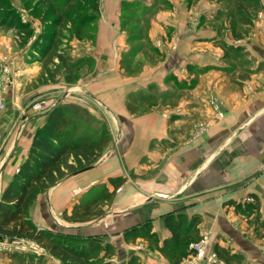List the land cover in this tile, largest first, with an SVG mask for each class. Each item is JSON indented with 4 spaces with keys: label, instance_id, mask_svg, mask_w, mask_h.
<instances>
[{
    "label": "crops",
    "instance_id": "1",
    "mask_svg": "<svg viewBox=\"0 0 264 264\" xmlns=\"http://www.w3.org/2000/svg\"><path fill=\"white\" fill-rule=\"evenodd\" d=\"M120 1L100 0L93 41L70 42L73 55L94 59L92 71L75 84L38 83L40 62L26 53L33 36L25 52L12 54L14 31L7 39L0 36L7 47L0 58L10 60L9 72L0 77V144L10 143L0 158V191L44 123V112H32L31 105L76 104L106 124L110 143L90 169L68 175L38 196L30 211L34 225L99 237L110 246L108 264H170L162 247L171 237L164 222L171 214L185 219L184 228L193 222L199 237L210 233L209 251L217 244L240 255V264H264V0L241 40L206 21L198 23L201 16L211 18L219 3L198 0L188 6L186 0H168L171 7L158 10L148 30L162 58L131 76L119 67L126 48ZM36 26L33 20L34 32ZM221 41L241 47L242 58H223ZM172 73L191 82L176 90L166 82L163 88L178 96L176 102L168 96L144 112L127 110L128 96L148 91L153 83L160 86ZM17 143L20 151L13 156ZM98 210V215H82ZM145 222L151 239L125 238L128 229ZM0 257L9 264L5 254Z\"/></svg>",
    "mask_w": 264,
    "mask_h": 264
},
{
    "label": "trees",
    "instance_id": "2",
    "mask_svg": "<svg viewBox=\"0 0 264 264\" xmlns=\"http://www.w3.org/2000/svg\"><path fill=\"white\" fill-rule=\"evenodd\" d=\"M198 0H186L192 5ZM220 8L210 19L201 16L198 23L208 22L230 32L234 40L248 35L249 28L257 17L259 0H212ZM38 8L45 7L38 32L31 27L33 19L21 21L19 9L0 0V31H14L21 48L33 36L26 53L30 60L40 62L38 83L57 82L75 84L83 73L91 72L94 59L88 55H73L72 40L93 41L94 26L99 17V0H36ZM168 0H153V5L141 4L139 0H121L119 8L120 31L125 35L126 48L119 55V67L126 75L137 74L142 59L157 61L162 53L148 38L150 19L158 10L169 9ZM17 13L19 15H17ZM35 15V13H34ZM33 15V16H34ZM35 17V16H34ZM37 18V17H35ZM225 59L242 58L239 46L220 42ZM140 56V58H137ZM138 91L128 96L126 108L137 114L158 104V97L150 90ZM162 103L167 98H162ZM44 123L39 126L31 139L26 157L0 193V239L33 241L43 251H5L9 264H51L47 257L59 264H108L104 258L110 255L109 245L99 237H81L66 231L39 229L29 218V212L39 195L60 182L68 175L92 165L110 143L105 123L95 119L82 107L72 103H58L45 111ZM95 122V124H93ZM92 125H96L92 129ZM82 215H98L100 210ZM171 237L162 247L170 264H180L192 254L189 244L199 239L198 230L191 222L184 228L185 219L167 215L164 219ZM125 238L144 237L151 239L150 223L128 229ZM102 252V254H100ZM223 264H240L238 254L212 245L211 251ZM47 256V257H46Z\"/></svg>",
    "mask_w": 264,
    "mask_h": 264
},
{
    "label": "rangeland",
    "instance_id": "3",
    "mask_svg": "<svg viewBox=\"0 0 264 264\" xmlns=\"http://www.w3.org/2000/svg\"><path fill=\"white\" fill-rule=\"evenodd\" d=\"M6 1H7V3L10 6L14 7L15 9L16 8L19 9V11L21 12L20 13L21 16H20V18L18 16V19H21V21H23V22L26 21L27 22V21H29L31 19L35 20L37 26H36V30H35L34 33L38 32L39 27H40V24H41V20L43 19V16L46 13L45 7L38 8V4H37L36 0H6ZM139 1L141 2V4H145L147 6L148 5H153V0H139ZM99 5H100V0H99ZM156 12H158V11H156ZM34 13H35V15H34ZM155 13L151 17V19L154 17ZM17 15H19V14L17 13ZM33 15L35 17H37V18H35ZM151 19H150V22H151ZM208 19H210V18H208ZM8 32L9 31H0V36H2L5 39H7L8 38L7 37L8 35H6V34H8ZM12 35H16L15 32H13L12 34H10L9 35L10 36L9 38L12 39V41L15 40L16 43H12V48H14V50L11 51V54L13 52H16V51H19V50L21 52H25L26 48H21L18 45L17 39L14 38V37H12ZM2 37H0V50L2 49V50L7 51L6 44H5L4 40L2 39ZM170 47H171V45H170ZM170 49L172 50V47ZM6 55H8V54L6 53ZM137 58H140V56H138ZM8 61H10L8 58H6V59L5 58H3V59L0 58V77H2V75L4 76V73H6V72L8 73L9 72V69L7 68ZM142 61H143V64H151V65L152 64H156V61L155 62L154 61H150V60H148L146 58H143ZM3 69H6V72H4ZM141 69H142V67H141ZM174 76H175V74H173V73L172 74H169L168 76H166L163 79V81L160 84V86H158L156 83H153L152 86H154V89H155L154 94L158 97L159 102H161L163 100L162 98H167L168 96L175 98V99H173V101H175V102L178 99V96H176L175 94H173V93L170 94L171 93L170 92L171 91L170 89L163 88V86H165L167 84L166 82L170 81L167 86H169L170 88L172 87L175 90L177 89V87L179 85L186 86L189 83L191 85V82L190 81L182 82V80H178L177 77H174ZM142 92L147 93L146 90H143ZM0 99L3 100V96L2 95L0 96ZM93 118L95 119L94 120L95 122L98 121V122L102 123V121L96 119L95 117H93ZM95 122H93V124H95ZM16 124L17 125L14 127V131H13V134L14 135L17 134V129L19 128V125H20L18 123V121H16ZM95 126L92 125V129H94ZM6 141L7 140H4V142H1V144H0V158L5 153L6 148L10 144V143H8ZM19 151H20L19 143H17L16 144V147H15L13 153H12V155L13 156L14 155H18ZM12 164H13V162H12ZM0 193H1V191H0ZM33 206H32V208H33ZM31 209H30V211H31ZM29 218H31L30 212H29ZM24 246H27V245L25 243H22V242H19L18 245H14V244H12V240H9V239H6V238L5 239H0V253H3L5 251H10V250H16V249H17V251H22V249H20V248L21 247H24ZM0 264H6V262H4L1 259V257H0ZM203 264H205V263H203Z\"/></svg>",
    "mask_w": 264,
    "mask_h": 264
},
{
    "label": "built area",
    "instance_id": "4",
    "mask_svg": "<svg viewBox=\"0 0 264 264\" xmlns=\"http://www.w3.org/2000/svg\"><path fill=\"white\" fill-rule=\"evenodd\" d=\"M3 71L5 72L6 70L3 69ZM48 107L49 105L45 101H36L31 105V111L43 113ZM3 108V100L0 99V112L3 110ZM19 242L25 243L27 245L20 248L22 251H30L36 254L43 253L42 249L38 247V245H36L33 241L23 239L12 240V244L14 245H18ZM209 245L210 233L205 232L200 235L198 241L189 244V249H191L192 254L183 260V264H223L221 261L216 259L214 253L209 251Z\"/></svg>",
    "mask_w": 264,
    "mask_h": 264
},
{
    "label": "water",
    "instance_id": "5",
    "mask_svg": "<svg viewBox=\"0 0 264 264\" xmlns=\"http://www.w3.org/2000/svg\"><path fill=\"white\" fill-rule=\"evenodd\" d=\"M91 167H92L91 165H90V166H87V167L81 169L79 172H82V171L88 170V169H90Z\"/></svg>",
    "mask_w": 264,
    "mask_h": 264
}]
</instances>
